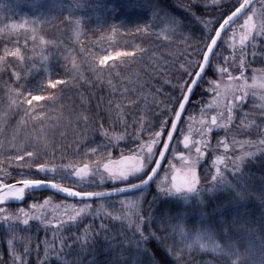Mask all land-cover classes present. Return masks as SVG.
<instances>
[{
    "label": "trees",
    "instance_id": "trees-1",
    "mask_svg": "<svg viewBox=\"0 0 264 264\" xmlns=\"http://www.w3.org/2000/svg\"><path fill=\"white\" fill-rule=\"evenodd\" d=\"M217 1L197 0L192 12L191 0H0V180L88 192L144 178L216 29L242 3ZM214 49L159 175L128 195L134 210L118 204L124 196L26 190L0 204V253L14 240L27 264H264V109L250 82L264 76V0H252ZM246 152L254 157L233 167ZM175 153L186 172L167 167ZM217 156L226 160L214 182ZM196 167L199 185L188 192ZM158 182L186 189L163 193ZM45 200L89 211H50L39 207ZM139 222L160 239L143 241Z\"/></svg>",
    "mask_w": 264,
    "mask_h": 264
},
{
    "label": "water",
    "instance_id": "water-1",
    "mask_svg": "<svg viewBox=\"0 0 264 264\" xmlns=\"http://www.w3.org/2000/svg\"><path fill=\"white\" fill-rule=\"evenodd\" d=\"M252 2V0H243L241 5L235 9L224 21L221 22L219 27L217 28L213 39L208 47V50L205 53V56L201 62L200 67L198 68L196 74L194 75V78L190 82L189 86L186 89V92L184 96L182 97L178 108L176 110V113L172 119L171 125L168 129V132L166 134V137L163 141L162 148L160 150L159 156L151 169L150 173L140 182H137L135 184L126 186V187H121V188H114V189H109V190H104V191H97V192H86V193H78L74 192L72 190H67L64 189L54 183L51 182H45V181H19L15 182L9 185H3L0 182V192L2 191H8L12 189H17L18 192L24 191L26 189H38V190H43L47 192H51L63 199L67 200H72V201H85V200H98V199H104V198H109V197H117V196H126L129 194H132L134 192H137L144 187H146L156 176H153L154 173L159 172L163 161L166 157V154L168 152V149L170 147L172 138L175 134V131L177 129L179 120L182 116V113L187 105V102L189 100V93L193 92V86L197 85L198 81L200 80L201 76L204 73L205 67H207V63L209 61V58L211 56V53L213 51V48L216 45L217 40H219L222 32L224 29L227 27L228 24H230L237 16H239L247 7L248 5ZM162 161V163H161ZM151 179V180H149ZM149 180V181H148ZM146 181H148L146 183ZM97 194H100L97 196ZM14 202V201H11Z\"/></svg>",
    "mask_w": 264,
    "mask_h": 264
},
{
    "label": "snow or ice",
    "instance_id": "snow-or-ice-1",
    "mask_svg": "<svg viewBox=\"0 0 264 264\" xmlns=\"http://www.w3.org/2000/svg\"><path fill=\"white\" fill-rule=\"evenodd\" d=\"M196 4H202V3H197V0H191V3L186 5V7L188 9H190L192 12H195V10L192 8V6L196 5ZM203 5H211V4H209V0H208V3L207 4H203ZM215 23L218 24L219 22H215ZM245 39H246V37H245ZM216 43L218 45V40H217ZM214 50L215 49L213 48V52H214ZM207 69L208 68L205 67L204 73H206ZM194 88H195V85L193 86V89ZM191 95H192V93L190 92L189 93V97H191ZM213 122L215 123V118H213ZM220 143L227 149L228 145L226 143H224V141H221ZM197 152L199 153V156L204 157V152H201V150L199 148L197 149ZM253 157H254V155H253L252 152L243 153L242 157H237L235 160L232 161L233 167H236L238 163H241L242 161H246L248 158H253ZM225 160H226L225 157L217 156L216 159L212 162L213 163V167L216 168V173L212 176V180L214 182L218 178H220L221 169L218 167V165H220L221 163H224ZM161 163H162V161H161ZM186 171H187V169H186ZM186 171H184V172H186ZM157 175H159L158 170H157L156 173H154L153 176H157ZM144 176H147V172L144 173ZM141 179H143V177H141ZM149 180H151V179H149ZM148 181H146V183ZM198 185H199V176L197 175V167H196L195 168V172L192 174L190 182L187 183L185 185V187L187 188L188 192H192L198 187ZM157 187L163 193H172L173 191H175V192H179L180 191V189L177 188L175 185H171L170 187H165L163 184H161L159 182L157 183ZM99 195L100 194H97V196H99ZM24 198H25V195L23 194V191H21L20 193H13V194L7 196L6 198L2 199V201H0V202L7 203V201L9 199H12V200H16V199L24 200ZM128 208L134 210L135 209V205L129 204ZM133 213H134V211H133ZM36 218L39 219L40 217L37 216ZM21 219H22V223L25 226H27L29 224L30 220H32V217H30L27 213H24V216ZM69 219L70 220H75L76 217L75 216H70ZM139 224H140V222L137 223L136 230H137V233L140 234L141 239L143 241L146 240L148 237H153V238H155L157 240L160 239L155 233H151L149 235H144V230H142L139 227ZM5 243L7 245V251L6 252L3 251L2 253H0V262H2V261H10V262H14V264H27V261L22 256L17 255V254H13L12 249H13L14 244H15L14 240H7V241H5ZM167 251H168V253L170 255H173L175 259H180L181 256L183 255V253L181 251H179V250L176 251L175 253H173V249H172L171 246L167 247ZM53 259L57 260L58 259V254H55L54 257H50L51 261Z\"/></svg>",
    "mask_w": 264,
    "mask_h": 264
},
{
    "label": "rangeland",
    "instance_id": "rangeland-1",
    "mask_svg": "<svg viewBox=\"0 0 264 264\" xmlns=\"http://www.w3.org/2000/svg\"><path fill=\"white\" fill-rule=\"evenodd\" d=\"M215 2H218L217 0H214ZM243 1V0H242ZM248 15H246L245 17H244V24H246V26L247 27H249L250 25H249V23H250V21L247 19L248 17H247ZM246 19V20H245ZM249 22V23H248ZM217 30V29H216ZM216 32V31H215ZM248 34V32L247 31H244V33H243V35H242V37H240L239 36V38L237 39V41L238 42H243L244 41V39H245V35H247ZM238 42H236V43H238ZM197 70H198V68L196 69V71H195V73H194V75L196 74V72H197ZM254 74V73H253ZM194 75L192 76L193 78H194ZM260 77V78H259ZM192 78V79H193ZM192 81V80H191ZM190 81V82H191ZM250 82H252V84L254 85V86H257L258 88V90H259V92H260V94L258 93V92H256L255 91V88H251L252 90H253V94H254V96L257 98V100H259L258 101V105H260V108H263L264 109V76L263 75H261V74H259V73H257V75L256 76H253V75H251L250 76ZM244 86H248V83L247 84H244ZM254 86H252V87H254ZM256 89V90H257ZM249 91H250V89H249ZM185 92L186 91H184V94H185ZM184 96V95H183ZM183 129H185L186 131L187 130H189L188 128H185V127H183ZM184 130V132H186ZM183 132V133H184ZM182 133V134H183ZM36 135H38V134H36ZM36 135H34V137L36 136ZM189 133H187V135H185V137L184 138H182V139H179V143L180 144H182V142H186V140H189L190 138H189ZM34 140V139H33ZM156 143V142H155ZM187 143V142H186ZM149 146V145H148ZM38 148H36V149H40V147L39 146H37ZM149 148V147H148ZM230 147H228V149H229ZM42 149H44V146H43V148ZM159 149H160V147H159ZM36 157V153H33V156L29 159V160H27L26 161V163L27 164H34V158ZM157 157H158V155L157 156H155L154 158V161L152 162V167L154 166V164H155V161H156V159H157ZM175 157H178L177 155H176V153L175 154H173L172 155V157L169 159V163H168V165H167V167L169 168V169H178L179 171H185L186 169H188V167H185L184 165H181V164H176V161H174V159H175ZM186 159V158H185ZM184 159V160H185ZM149 160H145V162L143 163V165H141V166H139V168L140 169H142V166L144 167V165H145V167H146V164H147V162H148ZM48 167H50V166H48ZM54 167H57V168H59L60 170L62 169V168H66L68 171H69V167H66V166H62V165H58V166H54ZM54 167H50V168H54ZM49 169V168H48ZM66 170V171H67ZM151 171V170H150ZM150 171L148 172V174L150 173ZM147 174V175H148ZM146 177V176H145ZM144 177V178H145ZM143 179H141V180H139V181H137V182H140V181H142ZM160 180H161V178H160ZM26 181H38V180H26ZM41 181H43V180H41ZM0 182L3 184V185H9V184H12V183H15V182H19V181H15V182H12V183H8V182H6V181H3V180H0ZM45 182H51V181H45ZM136 182V183H137ZM51 183H53V182H51ZM55 184V183H54ZM131 185V184H130ZM129 186V185H128ZM177 188H179L180 189V191L181 190H184V189H186L183 185H181V184H176L175 185ZM124 187H126V186H124ZM63 188V187H62ZM119 188H121V187H119ZM64 189H66V188H64ZM111 189H114V188H111ZM27 191L28 190H38V189H26ZM26 190H24L23 191V194H24V192H26L27 193V191ZM67 190H69V189H67ZM101 191H104V190H101ZM74 192H76V191H74ZM88 192H97V191H88ZM13 193H20V192H18V190L17 189H12V190H8V191H2V192H0V201H2V199H4V198H6L7 196H9V195H11V194H13ZM51 193V192H50ZM78 193H86V192H78ZM53 194V193H52ZM55 195V194H54ZM57 196V195H56ZM59 197V196H58ZM61 198V197H60ZM11 201H14V202H19V201H21V200H18V199H16V200H12V199H9L7 202H11ZM1 203H3V202H0V204ZM124 204L126 207H128V205L129 204H133V205H135L134 204V201H133V198H131L130 196H128V195H126V196H124V198L123 199H121V200H119L118 201V204ZM41 206H43V208H45V209H49L50 211L51 210H55V209H59V208H62V209H66V210H68L69 212H72V213H74L75 215H77V214H79V213H81V212H86V211H89V210H87L86 208H85V210H80V211H77V210H74L73 209V207L71 206V207H69V205L68 206H63V205H60L59 203H56L55 201L54 202H52L51 200H45L43 203H40L39 204V207H41ZM1 211V210H0Z\"/></svg>",
    "mask_w": 264,
    "mask_h": 264
},
{
    "label": "flooded vegetation",
    "instance_id": "flooded-vegetation-1",
    "mask_svg": "<svg viewBox=\"0 0 264 264\" xmlns=\"http://www.w3.org/2000/svg\"><path fill=\"white\" fill-rule=\"evenodd\" d=\"M161 148H162V146H161Z\"/></svg>",
    "mask_w": 264,
    "mask_h": 264
}]
</instances>
